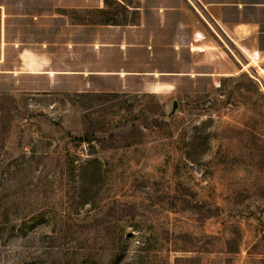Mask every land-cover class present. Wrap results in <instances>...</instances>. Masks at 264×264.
Segmentation results:
<instances>
[{
  "label": "rangeland",
  "instance_id": "rangeland-1",
  "mask_svg": "<svg viewBox=\"0 0 264 264\" xmlns=\"http://www.w3.org/2000/svg\"><path fill=\"white\" fill-rule=\"evenodd\" d=\"M0 264H264V0H0Z\"/></svg>",
  "mask_w": 264,
  "mask_h": 264
},
{
  "label": "trees",
  "instance_id": "trees-1",
  "mask_svg": "<svg viewBox=\"0 0 264 264\" xmlns=\"http://www.w3.org/2000/svg\"><path fill=\"white\" fill-rule=\"evenodd\" d=\"M106 8L107 7L91 9V11L85 15L86 21L82 24L98 25L107 23L109 20H111V15L110 11Z\"/></svg>",
  "mask_w": 264,
  "mask_h": 264
},
{
  "label": "crops",
  "instance_id": "crops-1",
  "mask_svg": "<svg viewBox=\"0 0 264 264\" xmlns=\"http://www.w3.org/2000/svg\"><path fill=\"white\" fill-rule=\"evenodd\" d=\"M245 25V29L243 30V29H241L242 31H241V33L242 34H249L250 33V30H249V28L251 27V28H254L255 27V24L254 23H252V25L250 26L249 25V23L248 24H244ZM247 26V27H246ZM249 32V33H248Z\"/></svg>",
  "mask_w": 264,
  "mask_h": 264
}]
</instances>
